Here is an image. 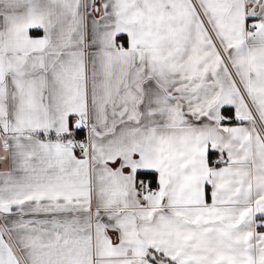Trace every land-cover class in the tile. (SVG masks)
Returning <instances> with one entry per match:
<instances>
[{
	"label": "snow or ice",
	"instance_id": "1",
	"mask_svg": "<svg viewBox=\"0 0 264 264\" xmlns=\"http://www.w3.org/2000/svg\"><path fill=\"white\" fill-rule=\"evenodd\" d=\"M0 264H264V0H0Z\"/></svg>",
	"mask_w": 264,
	"mask_h": 264
}]
</instances>
